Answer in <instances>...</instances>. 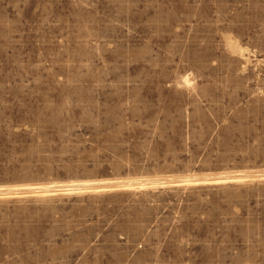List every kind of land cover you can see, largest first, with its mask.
I'll return each instance as SVG.
<instances>
[{
  "label": "rangeland",
  "instance_id": "1",
  "mask_svg": "<svg viewBox=\"0 0 264 264\" xmlns=\"http://www.w3.org/2000/svg\"><path fill=\"white\" fill-rule=\"evenodd\" d=\"M0 264H264V0H0Z\"/></svg>",
  "mask_w": 264,
  "mask_h": 264
}]
</instances>
